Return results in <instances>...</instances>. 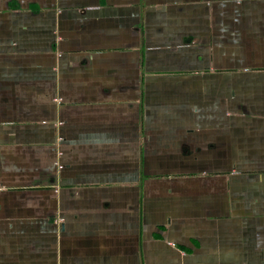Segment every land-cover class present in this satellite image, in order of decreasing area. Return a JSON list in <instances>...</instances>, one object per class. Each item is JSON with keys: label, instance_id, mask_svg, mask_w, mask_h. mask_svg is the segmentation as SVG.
<instances>
[{"label": "crops", "instance_id": "0c3cea01", "mask_svg": "<svg viewBox=\"0 0 264 264\" xmlns=\"http://www.w3.org/2000/svg\"><path fill=\"white\" fill-rule=\"evenodd\" d=\"M263 259L264 0H0V264Z\"/></svg>", "mask_w": 264, "mask_h": 264}, {"label": "built area", "instance_id": "2783aa9c", "mask_svg": "<svg viewBox=\"0 0 264 264\" xmlns=\"http://www.w3.org/2000/svg\"><path fill=\"white\" fill-rule=\"evenodd\" d=\"M61 140V138H59V141ZM60 167V166H59ZM262 264H264V259H263V261H262Z\"/></svg>", "mask_w": 264, "mask_h": 264}]
</instances>
